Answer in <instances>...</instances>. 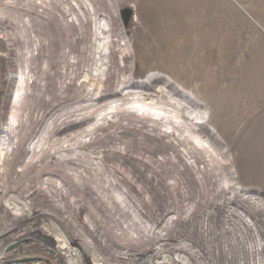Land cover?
Wrapping results in <instances>:
<instances>
[{
	"label": "rangeland",
	"instance_id": "rangeland-1",
	"mask_svg": "<svg viewBox=\"0 0 264 264\" xmlns=\"http://www.w3.org/2000/svg\"><path fill=\"white\" fill-rule=\"evenodd\" d=\"M76 3L90 11L91 24L85 26L88 15H82ZM61 22L84 24L82 40L72 55L92 56L89 43L96 35L99 39L91 65L93 91L86 97L105 92L110 95L107 101L118 99L119 94L113 93L125 78L121 58L124 52L128 54L132 72L127 82L137 89L120 93L135 92L134 98L142 99H133L129 109H120L118 120L99 121L103 128L90 136L68 131L71 140L67 144L71 151L95 150L88 164L95 167L94 172L97 167L108 170V183L113 180L121 185L118 190L126 191L144 215H137L142 229L154 225L156 237L133 239L129 231L141 225L122 215L101 213L116 204L110 195L116 198L120 192L107 187L108 192H99V199L94 200L93 194L79 189L88 185L91 172L80 178L69 174L79 185L70 187L65 179L63 195L46 197L35 189L39 185L34 182L28 191L34 200L24 206L39 212L13 221L8 232L4 225L19 212L16 204L23 202L14 200L18 191L10 189L8 200L4 199L6 193H0L4 196L0 249L6 247L0 253L1 261L264 264V0H0V153L8 146L2 129L9 115L30 119L45 108L43 104L35 112L24 106L11 113L15 93L10 78L17 74L12 66L17 47L10 46L9 39L19 32L39 39L40 67L43 55L51 49L47 41L52 39L53 73L60 67ZM75 26L68 35L70 40L79 32L80 26ZM26 49L20 46L17 51ZM56 79L53 75L49 93L54 92ZM77 81L70 94L80 89ZM24 88L31 92L34 84ZM23 98L26 102L29 93ZM180 103L187 104L191 112ZM194 114L198 118L191 116ZM200 123H204L202 128ZM34 135L32 132L24 142L20 162L27 155L26 146L35 141ZM5 167L0 164V176ZM18 168L16 164L14 169ZM75 204L82 206L80 213H69L67 206L74 208ZM55 207L61 209L51 213ZM40 209L49 214H41ZM243 220L248 229H243ZM163 227V235H157ZM27 229H31V237L24 244L14 242ZM136 233V237L145 234L142 230ZM5 238L9 241L2 244ZM108 246L127 247L128 251L113 255ZM179 253L188 256V263L177 262ZM21 255L26 258L18 260Z\"/></svg>",
	"mask_w": 264,
	"mask_h": 264
},
{
	"label": "bare ground",
	"instance_id": "bare-ground-1",
	"mask_svg": "<svg viewBox=\"0 0 264 264\" xmlns=\"http://www.w3.org/2000/svg\"><path fill=\"white\" fill-rule=\"evenodd\" d=\"M76 4L78 6V11H80L82 15H84L85 17L88 15V19H86L85 21V26L91 24L92 18H90V11H88V9H84V7L80 3ZM63 22H61L62 26L58 27L60 32L59 41L61 47L60 53L57 57L60 63V67L59 69H55V72L53 73H51L50 71L53 69V62L56 61L54 60L56 56L54 48L52 46L54 45L52 39L47 41L48 46H50L51 49L43 55V58L45 59L43 60V65H41V67L38 66L40 57L39 54L42 48V43L39 39H29L28 37L23 35V32H19V34H15L16 36L14 38H12L11 36V39H9V41H11L9 45L14 46L15 48L17 47L16 49H14L16 51L13 55L14 58L12 59V66L14 67V70L15 72H17V74L11 75L10 78V81L13 85L11 87V91L13 88V92L15 93V96L13 95L14 97L10 102V109H12L11 113H18L24 106L28 111L34 109L35 112L38 111V108L43 104L45 105V108L43 113H39L37 116H34V118L30 119L25 117L19 118L17 117V114L15 115L13 113H10L11 115H9V118H7V122L3 124L2 131L7 137L6 139L8 143L6 144L8 146L7 149L1 150L0 153V164H6V167L2 170L0 176V187L2 188V190H0V193H3V195L6 193L7 196L4 199L8 200L9 194L12 190H15L16 192L18 191L17 197L14 200L22 199L21 202H23L22 204H16L19 212L13 217L10 223L4 225V230H6L7 232L10 231L13 221L17 220L18 218H23L26 216L33 217L37 212H39V210H31L30 208H26V206L30 205V203L34 200L29 196L28 193V191H30V189L32 188L34 182H37L39 185L35 187L37 191L43 192L46 197H54L56 196L54 195V193L57 194V196L65 194V179H67V182L71 185L70 187L79 185L77 182H74L75 180L70 179L69 174H74L75 177L80 178V176L84 177L85 173L90 172L94 174H89L90 177L88 178L87 183L90 187L86 188L88 185L85 186V188L79 187L81 193L89 192V194H93L92 199L98 200V193H107V187L108 189L110 188L112 190L120 192V196L116 198H114L115 196L110 195L111 200H113L116 204L110 206V210L107 208H103L101 213L107 214L109 216L122 215L130 218V221H132V223H136V226L141 225L142 222L140 219H138L137 215L140 216L139 218L144 217L142 211H140V208H138L136 204L133 205V201L132 199H129L126 191L118 190L122 188L119 187L121 185L116 184L117 181L115 182V184L113 180L111 181V184L108 183L111 179H109L108 170L106 171L102 169V167H97V169L99 170L97 172H94L95 167L92 168V165L88 164V160L91 159L89 156L92 155L95 150L93 152L87 153L81 151L77 152L76 150L71 151L69 149V145L67 144L71 139L70 137H67L68 135L66 136L67 132L70 130H75V136L79 135L78 132L82 133L85 137L90 136L92 135V133L94 134V130L103 128L99 126V121L104 123L106 121L114 122L118 120L117 114L119 113L120 109L124 107L130 108V103L133 101V99H142L141 97L137 96L134 98L135 92L128 91L125 95H122L120 93V91L135 88L131 86V82H127V80H131L130 76L132 72V66L128 61V54L124 52L121 58V71L125 74V78L123 79V81H121V84L118 85V89L113 93L114 95L119 94L118 99L113 102L107 101L106 99L110 97V95L105 92H97L95 94H92L90 97H86L88 93L93 91V81L91 77L93 76V72L91 71L93 67L91 65L94 62L95 57H97L95 56L98 52V46L96 45V43L99 39H97L96 35L94 41H90L89 43L91 47L93 46L92 50L94 54H92V56H89L91 54H88L86 57L82 55H72L71 53L73 48L76 45L80 44L82 40V29L84 24L75 23L77 27L80 26L78 28L79 32L70 40L68 38V35L74 30L73 28L75 24L72 22H65L66 24H64ZM23 27L22 29H24ZM20 46H23L25 49H27L23 52H19L17 50ZM87 52H89V50ZM23 63L24 65L22 68ZM83 65L86 66V70L85 68H83ZM95 68H97V66ZM53 75H56L57 79L56 81H54V92L49 93L48 88L50 87V84L52 82L51 78ZM78 79L79 81H77ZM75 81H77V83L79 82L80 89L77 90L75 94H70V87H72L74 83H76ZM30 84H34V89H32L31 92H28L29 99H27V101L25 99L26 102H24L25 97L22 99V96L26 94L28 95L24 87H28V85ZM151 96L157 95L155 94ZM161 97H163L164 100H167L164 98V96ZM180 104L183 105V108H186L190 111V109L186 106L187 104ZM179 108L180 107H178V109ZM181 111L182 109L180 108L179 112ZM44 113L45 115H43ZM191 116L198 118L196 114ZM39 121H41V124L40 126H38L37 131H34L36 123ZM91 121H94L95 125H88ZM199 126L200 128H202L204 126V123H200ZM205 131L209 132V135L212 134L210 130L208 131V128L205 129ZM32 132L33 134L35 133L34 136H36V139L35 141H33V143L26 146L25 149L27 155L20 162V160L18 159H20V156L23 152L22 150L24 148V142L28 139ZM83 135H81L80 137H82ZM97 136H99V133ZM42 138H45L44 142H42ZM93 161H95V159H93ZM16 164L19 167L18 170L14 169V166ZM96 164L98 166L99 162H96ZM55 175H57L59 178L53 179V176ZM100 175H104L103 178L105 179L102 180V177ZM10 179H12V182L9 181ZM9 182L13 184L11 185ZM106 183L107 185L105 188L104 185ZM7 184L9 185L8 189H6ZM76 188L77 187H75V189ZM121 192H123V194H121ZM2 197L4 196L0 197V203L4 200ZM63 199L64 198L62 197V200ZM24 204H26V206H24ZM75 206L76 207L74 208L73 205L67 206L68 211H70L69 213H80L78 208H82V206H77V204H75ZM59 209H61V207L52 208L51 213H54V211H57ZM40 210H42L40 212L43 215L49 214V211H43V209ZM95 211L96 210H94V212ZM130 212H132L133 214L130 215ZM139 220L141 223L139 222ZM244 221L245 220H243L241 223L242 225L243 223L245 224V227H243V229L245 230L246 227V229L249 228V224ZM126 222L128 223L129 220ZM154 227V225H151L148 230V228L142 229L143 225H141L140 227H137V229H134V231H129V235L133 239L137 238L139 240H143L144 236L153 238L156 237L154 236L156 230L152 229ZM133 228L134 224L132 227H130V229ZM30 230L31 229H27L25 234L23 233V236L21 238L17 237V239H14V242L24 244L25 238L31 237ZM136 230H142L145 232V234L136 237ZM244 230H242L241 233H243ZM162 231H164V227L157 230V235L162 236ZM15 232L18 233L19 229H16ZM7 241H9V238H5L1 241V243L3 244ZM99 242L101 241L99 240ZM23 246H21L20 248H23ZM5 248L6 247L0 249V253L1 251H6ZM108 248L109 246L107 247V249ZM126 248L127 247L118 250L111 247L108 250L113 253V255H125L128 251L126 250ZM178 248H180V246ZM21 256L22 257H19L18 260L26 258L25 256L23 257V255ZM178 257L179 259L177 262L183 261L185 263H188V259L187 261H185L186 257H188L185 256V254L183 255L179 253ZM77 261H81L83 263L82 259L78 258ZM5 263H9V261H1L0 255V264ZM119 263L120 262H115L114 264ZM9 264L18 263L11 261ZM257 264H259V262Z\"/></svg>",
	"mask_w": 264,
	"mask_h": 264
}]
</instances>
